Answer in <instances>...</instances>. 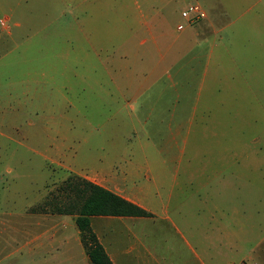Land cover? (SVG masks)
<instances>
[{
	"label": "rangeland",
	"instance_id": "obj_1",
	"mask_svg": "<svg viewBox=\"0 0 264 264\" xmlns=\"http://www.w3.org/2000/svg\"><path fill=\"white\" fill-rule=\"evenodd\" d=\"M191 1L0 0V21L4 22V27L0 25V264H35V258L26 252L29 234L36 226L39 230L51 228L60 215L79 208L78 191L69 184L77 186L78 178L91 181L93 176L78 173H93L99 164L117 163L113 161L116 157L153 153L154 149L143 142L158 140L143 130L142 108L131 100V92H94L89 87H94L91 79L87 80L86 92L63 89V84H68L65 77L73 87L81 72L72 46L67 50L62 42L63 34L83 20L87 30H93L94 23L101 22V14L111 15L114 10L124 12L126 24L143 28L141 25L150 22L142 15L152 9L159 12L154 17L161 16L162 24L172 32L165 41H172L178 34L177 25L188 30L180 14L196 3ZM95 8L102 12L89 15ZM111 23L122 26L120 17H112ZM140 28L134 45L126 49L129 67L136 60L132 53L138 56L146 48L139 45L146 38ZM213 50L215 55L220 54L221 45ZM153 56L156 58V54ZM139 66L143 69L135 70L137 74H146L150 68L147 63ZM85 67L90 78L100 71L93 56ZM213 83L209 80L210 92L204 89L200 96L188 134L180 133L178 138L185 139L184 153L193 156L199 177L220 155L252 153L262 159L260 167L240 181L229 174L238 170L237 163H231L222 177L230 189L220 192V198L214 194V200L219 204L216 218L234 235L230 241L231 264H264L260 254L264 255V101L258 107L245 95L241 97L236 86L223 98L221 82ZM161 105L168 110L175 104L165 100ZM178 105L186 104L178 101ZM220 186L213 182L207 190H200L192 209L188 200L181 202L182 213L192 210L197 216L196 226H190L196 227V242L190 239L189 225L181 227L187 243L199 254L209 252L212 241L204 233L216 227L207 221L213 208L205 202V195L220 190ZM147 226L142 228L148 251L143 254L146 264H194L186 245L176 242L168 226L159 222ZM113 229L120 236L126 233L120 226ZM213 244L218 242L213 240ZM125 258L137 264L136 251Z\"/></svg>",
	"mask_w": 264,
	"mask_h": 264
},
{
	"label": "crops",
	"instance_id": "obj_2",
	"mask_svg": "<svg viewBox=\"0 0 264 264\" xmlns=\"http://www.w3.org/2000/svg\"><path fill=\"white\" fill-rule=\"evenodd\" d=\"M178 1L185 4V0ZM191 2L200 4L205 18L188 26L187 31L176 29L178 34L172 41H165L172 32L162 24L161 16L157 19L154 17V13L159 12L152 9L142 15V18L146 17L150 22L145 26L140 24L143 28L126 24L127 16H123L124 12L118 13L114 10L111 15L110 12L101 14V22H95L93 30H87L83 20L82 23L77 21L78 25L68 34H63L62 42L67 50L72 46L71 50L76 54V64L81 66V72L77 73L73 87L69 85L70 78L65 77V67L63 76L68 84H63V89L70 92L76 88L78 92H86L87 80L91 79L94 87H89L94 92H131V100L142 108L143 130L145 129L151 138L158 139L143 142L144 146L154 149L153 153L129 154L123 159L116 157L113 161L117 163L99 164L93 173H78L92 175L91 183L151 215L90 217L91 229L112 264H130L125 255L132 251L137 252V264H146L143 254L148 251L143 243L142 228L156 222L168 226L173 231L176 242L186 245L194 264H231L230 241L234 235L216 218L219 204L214 200V194L220 198V192L230 189V184L222 177L225 176V171L230 170L233 165L231 163H237L238 170L229 174L239 181L244 180V176L253 173L261 165L262 159L252 153L220 155L214 164L208 163L210 170H205L199 177L197 169L194 168L193 156L184 153L185 139L181 141L178 137L183 132L188 134L193 125L200 96L204 89H208L209 80L211 84L214 82V85L215 82H221L223 98L226 92H233L236 86L241 97L245 95L246 100L249 99L258 107L262 105L264 0ZM96 4L103 6L100 2ZM92 10L94 13L89 15L102 12L99 8ZM82 12L84 13V10ZM112 17H120L122 26L112 24ZM99 24L101 25L97 26ZM139 28L143 29L146 36L139 41V45H146V48L138 56L132 53L136 60L129 67L130 55L126 49L134 45L133 38ZM219 32L221 35L217 37ZM219 45L221 52L215 55L213 49ZM155 54L156 58L153 56ZM91 56L100 71L96 77L90 78L86 75L85 65ZM146 63L150 64L147 73L137 74L135 70L143 69L139 65ZM210 87L212 88L210 85L207 92H210ZM165 100H173L175 105L166 110V106L161 105ZM178 101H184L186 105L179 106ZM222 103L224 104V101ZM213 182L221 183L222 186L220 190L213 189L205 195V202L210 203L213 208L206 218L207 221L214 222L216 227L204 233L205 238H211L212 241L209 252L202 251L199 254L197 249L187 243L185 231L181 227L189 225L190 239L196 242V227L191 229L190 226H196L197 216L192 214V210L185 214L179 209L183 200H188L192 209V205L197 203L198 192L207 190ZM183 193L186 195L182 196ZM69 222H72L71 226ZM119 226L126 232L121 236L114 233L113 229ZM136 228H139V231H136ZM53 230L54 234L51 233ZM188 230L186 229V232ZM125 238L131 239L125 242ZM213 240L218 244H213ZM129 242H132V245ZM26 245V252L35 258V264H90L79 239L74 215H60L55 220V225L45 230H39L36 226L30 232ZM260 254L264 256L261 252Z\"/></svg>",
	"mask_w": 264,
	"mask_h": 264
},
{
	"label": "trees",
	"instance_id": "obj_3",
	"mask_svg": "<svg viewBox=\"0 0 264 264\" xmlns=\"http://www.w3.org/2000/svg\"><path fill=\"white\" fill-rule=\"evenodd\" d=\"M79 185L69 184V188L77 189L81 204L77 210L65 212L75 216V225L79 231L80 242L89 258L90 264H112L105 250L98 242L90 226L93 216H151L140 207L122 199L112 192L78 178Z\"/></svg>",
	"mask_w": 264,
	"mask_h": 264
},
{
	"label": "built area",
	"instance_id": "obj_4",
	"mask_svg": "<svg viewBox=\"0 0 264 264\" xmlns=\"http://www.w3.org/2000/svg\"><path fill=\"white\" fill-rule=\"evenodd\" d=\"M181 18L185 21L187 26H192L205 18V12L197 3L189 5L182 10ZM0 25L4 27V22L0 21ZM177 31L184 29L183 25H177Z\"/></svg>",
	"mask_w": 264,
	"mask_h": 264
}]
</instances>
